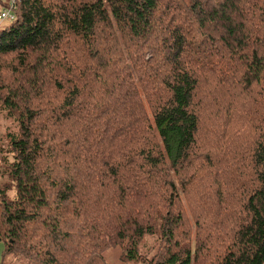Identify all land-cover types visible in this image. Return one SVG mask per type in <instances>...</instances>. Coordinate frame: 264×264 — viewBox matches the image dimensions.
I'll list each match as a JSON object with an SVG mask.
<instances>
[{
	"label": "trees",
	"instance_id": "obj_1",
	"mask_svg": "<svg viewBox=\"0 0 264 264\" xmlns=\"http://www.w3.org/2000/svg\"><path fill=\"white\" fill-rule=\"evenodd\" d=\"M13 13L3 254L264 264V0H15Z\"/></svg>",
	"mask_w": 264,
	"mask_h": 264
},
{
	"label": "rangeland",
	"instance_id": "obj_2",
	"mask_svg": "<svg viewBox=\"0 0 264 264\" xmlns=\"http://www.w3.org/2000/svg\"><path fill=\"white\" fill-rule=\"evenodd\" d=\"M3 9H1L2 11ZM0 11V12H1ZM10 24L8 20L0 21V30L4 29L6 26ZM4 252V244L0 243V264H31L24 256L20 254H11ZM120 259V251L119 249L113 250L106 255L107 264H122Z\"/></svg>",
	"mask_w": 264,
	"mask_h": 264
},
{
	"label": "built area",
	"instance_id": "obj_3",
	"mask_svg": "<svg viewBox=\"0 0 264 264\" xmlns=\"http://www.w3.org/2000/svg\"><path fill=\"white\" fill-rule=\"evenodd\" d=\"M14 2L15 0H10L8 8H5L0 12V21L8 20L12 22L14 20Z\"/></svg>",
	"mask_w": 264,
	"mask_h": 264
},
{
	"label": "crops",
	"instance_id": "obj_4",
	"mask_svg": "<svg viewBox=\"0 0 264 264\" xmlns=\"http://www.w3.org/2000/svg\"><path fill=\"white\" fill-rule=\"evenodd\" d=\"M1 9H2V8H1V6H0V11H1Z\"/></svg>",
	"mask_w": 264,
	"mask_h": 264
}]
</instances>
